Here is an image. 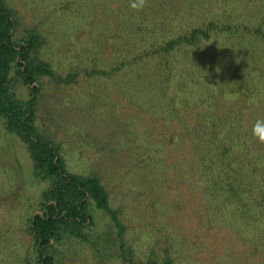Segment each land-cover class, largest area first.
I'll use <instances>...</instances> for the list:
<instances>
[{
	"label": "rangeland",
	"instance_id": "obj_1",
	"mask_svg": "<svg viewBox=\"0 0 264 264\" xmlns=\"http://www.w3.org/2000/svg\"><path fill=\"white\" fill-rule=\"evenodd\" d=\"M7 2L17 17L16 37L37 30L43 38L37 58L58 76L39 79V132L60 147L68 171L100 177L126 228L122 238L110 214L93 206V225L85 230V239L66 237L56 246L58 264H130L123 259L127 253L136 262L169 254L174 264H264V142L252 135L253 123L264 117V73H248L242 88L236 77V94H228L227 76L220 70L217 74L227 52L223 37L203 44L198 53L206 57L199 63L182 50L158 59L164 84L157 88L167 98L185 96L179 106L172 100L174 115L167 118L132 97L133 89L127 87L144 79L145 69L124 66L111 76L94 73L110 72L113 65L144 52L133 54L137 28L151 27L161 42L205 24V15L215 12L223 14L219 22L232 17L233 24L253 32L251 49L262 65L258 69H264V0H161L153 3L156 17L151 18L157 22L145 18L154 11L144 10L143 4L123 12V0ZM190 60L196 68L186 65ZM69 76L75 81H64ZM204 83L208 103L202 101ZM138 86L144 89L141 82ZM15 88L25 100L27 87L16 81ZM143 92L144 98L148 92ZM210 116L222 123L233 117L231 132L247 138L245 158L256 176L250 183L260 197L252 193L248 201L241 199L226 177L208 174L214 162L190 139L220 135ZM216 142L220 146L222 139ZM163 149L167 153L159 164L141 163V158L156 159ZM216 159L221 170L227 168L225 160ZM134 162H140L138 169ZM48 186L36 180L26 146L0 119V264L34 262L28 220L40 211Z\"/></svg>",
	"mask_w": 264,
	"mask_h": 264
},
{
	"label": "trees",
	"instance_id": "obj_2",
	"mask_svg": "<svg viewBox=\"0 0 264 264\" xmlns=\"http://www.w3.org/2000/svg\"><path fill=\"white\" fill-rule=\"evenodd\" d=\"M84 1L87 2V0ZM158 1L161 0H136V3L137 5H145L144 10L154 11V13H147L146 17L144 16L149 20L151 17H156V7L153 3L156 4ZM77 2L79 0H75V3ZM122 3L124 5L123 12L127 7H132V0H123ZM231 6L232 4H230ZM226 12L228 13L229 10L227 9ZM222 16L223 14L219 12L207 13L205 24L193 26L189 32L177 33L173 38L163 39L161 42L155 41L156 34L151 32V27H139L136 31L138 44L135 45L136 50L133 54L143 50L144 52L136 55L129 62H120L116 67L113 65L110 72L94 71V73L110 74L111 76L120 72L124 66H128L134 71L138 68L145 69L144 79L138 81L141 82L144 89L139 88L137 81L127 87L133 89L131 91L132 97H140V100H144L153 112L165 115L167 118L174 115L175 108H173L172 100L179 106L185 96L177 93L172 99L167 98L166 94L157 88L160 85L163 88L164 84L163 64H156L157 60L175 55L177 51L182 50L187 56L195 58L199 63L202 55H205L204 52V54L198 53L202 50L203 44L208 41L212 42L213 39L217 41V37L219 40L223 37L222 43L227 52L219 60L221 68L217 69V74H220V70L227 76L226 90L228 94H236L235 90L238 89L237 83L239 81L236 80V77L241 79L239 88H242L247 84L246 75L248 73L260 72L262 74L264 69H258V65H262L251 49L253 32H250V29L245 25L233 24L232 22L235 21L232 17L231 22H219ZM157 21V18H151V22ZM17 25V17L7 0H0V119L4 123L5 130L19 138L26 146L36 180L49 184L41 195L40 211L33 214L28 220L29 233L33 239L32 245L35 253L34 262L28 261V264H58L56 246L61 244L66 237L85 239V230L93 225V216L90 212L93 206L110 214L120 230L122 238L126 228L117 211L111 208L110 191L100 177L95 174L79 175L68 171L60 155V147L39 132L36 126V111L41 93L39 79L44 75L54 78L58 76L48 63L37 58L38 51L43 47V38L40 33L34 29L28 31L25 37L17 38ZM145 33L146 37H143ZM259 35H262V32ZM209 50L211 51L212 47ZM186 65L196 68V64L191 60L186 62ZM213 67L216 68L215 65ZM16 81L27 87L25 100L21 99L15 90ZM64 81L70 83L75 79L69 76ZM137 90H139V95ZM143 91L148 92L144 98L142 96ZM203 91L202 101L208 103L210 94L206 90L205 83ZM251 91L254 100L253 90ZM150 95L154 98L149 97ZM138 99L135 100L138 101ZM208 106L212 108L214 103L212 102ZM165 109L167 110L165 111ZM213 111H217V108L214 107ZM233 116L235 117V113ZM232 119L233 117L230 119L227 117L222 123L221 120L219 122L215 116H212V126L215 130L220 129V135L217 138L193 137L190 141L197 150L201 147L202 155L209 154V159L214 162L208 174L215 173L226 177L240 198L248 201L252 193L257 197L260 196L257 189L250 183L251 180L256 179V176L245 158L247 138L231 132L234 130L230 122ZM240 125L243 126V123ZM218 138L222 139L220 146L216 142ZM127 139L125 141L127 143L132 140L130 137ZM180 144L186 143L181 141ZM239 152H242L243 155H238ZM166 153L167 150L163 149L162 153L152 160L154 163L150 157L145 160L141 158L140 161L141 163L145 161L151 165L150 167H154L164 160L163 155ZM140 156L137 154L136 159ZM218 158L225 160L227 168L220 169V164H216L215 161ZM139 163L134 162L136 169L139 168ZM214 169H218V171H212ZM165 255L166 257L158 258L153 254L151 258L145 261L136 262L133 254L129 253L128 255L127 253L123 255V259L130 264H174L170 255Z\"/></svg>",
	"mask_w": 264,
	"mask_h": 264
},
{
	"label": "clouds",
	"instance_id": "obj_3",
	"mask_svg": "<svg viewBox=\"0 0 264 264\" xmlns=\"http://www.w3.org/2000/svg\"><path fill=\"white\" fill-rule=\"evenodd\" d=\"M136 0H132V7H137ZM252 135L260 142H264V117H258L252 125Z\"/></svg>",
	"mask_w": 264,
	"mask_h": 264
}]
</instances>
